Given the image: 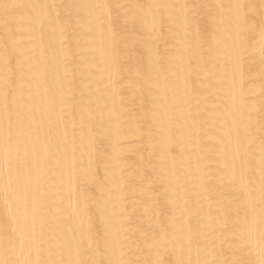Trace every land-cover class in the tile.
I'll return each instance as SVG.
<instances>
[{"label":"bare ground","instance_id":"1","mask_svg":"<svg viewBox=\"0 0 264 264\" xmlns=\"http://www.w3.org/2000/svg\"><path fill=\"white\" fill-rule=\"evenodd\" d=\"M5 0H0V3ZM16 3H36L45 0H7ZM58 5L72 0H46ZM88 4H109L107 11L94 10L103 16L102 31L90 32L82 27L64 44L70 51V67L75 73L73 92L67 103H55L54 115L49 122L45 109L58 91L63 78L61 35L55 25L42 32L33 31L21 22L15 33L16 54L11 67L23 75L24 111L33 121L32 142L21 145L18 167H25L29 175L23 181L19 199L4 196L7 177L0 174V258L6 255L4 245L15 240V254L11 259L23 260L18 230L24 221V195L31 204H38L36 217V244L43 248V258L76 259L75 243L87 231L89 222L93 237H103L109 226V239L114 245L111 259L133 264H172L173 237L169 221L173 217L185 219L209 204L215 212L218 202L227 204L242 193L231 180L233 165L237 175L241 162L234 159L235 138L231 143L225 136L226 127L232 126L234 85L242 84L245 100V123L255 137L252 151L260 154V126L264 118V55L261 54L259 21L257 15L233 8V5L259 3V0H79ZM176 5L168 9L165 21L158 24L153 37L137 19L147 12L149 4ZM189 5L187 12L181 5ZM116 5H123L117 8ZM138 6H145L141 9ZM164 11V10H162ZM110 12V16H109ZM167 14L174 19L169 21ZM17 19L23 10L14 12ZM185 15L189 20L185 36ZM242 17L237 19V17ZM255 22V31L248 25ZM75 23V21H74ZM117 34L116 54L128 69L119 75L110 74L111 49L108 47L109 30ZM4 30L0 26V50ZM79 45L81 46H78ZM159 61V63H157ZM83 63V70L81 64ZM151 75L154 87L150 90L137 82L135 69ZM6 69L0 61V86ZM82 105H88L95 115V131L100 124L108 125V113L113 109L129 119L132 126H142L143 134L129 136L121 141L122 160L115 168V179L123 174L127 181L136 168L143 167V181L153 184V192L142 195L126 189L123 202L125 227L121 229V203L111 177L106 178L104 161L111 154V145L101 135L95 145L89 144L88 127L81 130ZM238 107V104H237ZM30 109V112H29ZM63 109V124L60 123ZM191 112L199 138H189L191 123L185 117ZM103 114V115H102ZM171 121V122H170ZM65 131L68 135L65 137ZM242 136L244 130L242 129ZM47 142L46 158L42 151ZM247 144V141H242ZM94 153V155H92ZM43 159V167H37ZM255 163V161H253ZM166 168L167 177L161 172ZM175 171V178L173 177ZM171 179V183L169 182ZM259 177L257 175V182ZM103 185V191H101ZM11 203V212L9 211ZM259 214L260 206L255 209ZM242 215V214H241ZM233 215V222L236 221ZM15 221V222H14ZM179 223V222H178ZM192 223H195L193 217ZM31 226V221H29ZM163 229H168L166 239ZM230 235V234H229ZM219 242V241H218ZM87 247V240L84 241ZM94 247V245H93ZM27 251V249H25ZM103 251V249H102ZM51 253V257L49 256ZM105 258V257H101ZM195 258V257H193ZM226 258H239L258 264L259 248L252 251H227Z\"/></svg>","mask_w":264,"mask_h":264},{"label":"snow or ice","instance_id":"2","mask_svg":"<svg viewBox=\"0 0 264 264\" xmlns=\"http://www.w3.org/2000/svg\"><path fill=\"white\" fill-rule=\"evenodd\" d=\"M111 7L109 4H88L79 2V0H72V2L63 5L48 3L46 0L45 2L36 3H11L5 0V2L0 3V26L4 30L0 61H2L6 69L2 86H0V174L7 177L4 182L6 202L10 198L13 200L19 199L20 191L23 190V181L29 175V171L25 167H18L17 160L20 158L18 154L20 153L21 145H25V156L28 154L27 145L32 142L33 127V121L29 119L24 111L22 92L23 75L22 73L20 74V80L18 81L17 73L11 67V62L14 57L17 60V65L20 66V57L16 54L18 45L16 44L15 33L13 31L14 26L16 29H19L21 22H24L31 30L42 32L46 27L55 25L56 29L60 32L62 38L61 56L63 57V78L59 82L58 91L49 93L45 89L46 94L51 97L48 107L45 109L49 122H51V117L55 114V103L57 100L61 105L67 103L66 97L72 94L75 81V73L69 63L71 59L70 51L65 50L63 47L64 44L71 40L73 34L82 27H87L90 32H100L103 35V16L94 14V10L107 11ZM116 7L122 8L124 6L116 5ZM138 7L143 9L145 6ZM146 7L147 12L142 13L137 19L141 21L143 29L151 32L154 37L157 25H162L165 21L167 10L177 6L157 3L149 4ZM179 7H182L185 12L189 9V5L187 4ZM232 7L240 11L247 9L244 17H247L248 14H258L260 18L259 36L261 54L264 55V0H259L258 4H236ZM16 10H23L24 12V15L19 19L14 15ZM241 18L239 16L237 17V19ZM167 19L172 21L174 18L170 14H167ZM184 19L185 36H187L189 26L187 15H185ZM255 29V22L248 25L249 31H255ZM116 41L117 34L110 29L107 37L108 47L111 49L112 54L110 74L114 73L119 75L121 71L130 69L117 56ZM78 46L81 45L78 43ZM81 69L83 70V63L81 64ZM135 76L137 82L141 83L142 87L149 90L154 87L151 75H146L142 68L137 67L135 69ZM244 106L243 86L242 84L239 86L234 85L233 108L235 109V114L230 113L233 123L230 128L226 127L224 134L229 138V143H231L233 137L235 138L234 159L241 162V167L240 173L237 175L235 166L233 165L230 180L234 185H238L237 192L242 193L243 198L238 195L227 204L218 202L215 212L213 211L212 205L209 204L206 212L201 209L196 213L190 214L187 219L183 216L179 218L173 217L169 221V226L172 229L171 235L174 241L172 252L175 259L172 261V264H250V262L239 258L227 259L226 252L252 251L253 246L259 248L260 259L258 264H264V118H262L260 126V154L257 159L252 151L255 137L251 134L250 126L245 123ZM81 111L85 114L81 117V130L83 134V128L87 125L89 144L94 146L96 136L101 135L111 145V154L104 161V169L106 178H112L118 192V199L121 203V229L123 230L125 227L123 223L125 219L123 202L126 197V189L132 193L138 190L142 195H149L153 192V184L151 182L147 184L141 183L139 188L134 183L137 177L143 181L145 176L143 167L138 166L136 171L130 174L127 181L123 174L120 175L118 181L115 179V168L122 160L121 141L129 136L142 135V126H132L128 122L131 118H126L123 114L117 113L113 109L107 114V127H104L101 122V131L97 133L93 124L95 115L91 108L88 105H82ZM59 121L63 124V109H61ZM185 121L186 126L188 123H191L193 126L188 129L189 138L198 139L200 129L196 128L195 136H193V128L196 121L192 117L191 112L185 117ZM242 129L244 130L243 136ZM67 135L68 133L65 131V137ZM244 140L247 141V144L242 142ZM42 151L46 158L48 151L47 142H45ZM37 167H43V159L38 161ZM161 172L167 177L166 168L162 167ZM257 175L259 177L258 182ZM172 178H175V171H173ZM169 182L171 183V179ZM100 187L101 191H103V185ZM257 203L260 206L259 214L255 211ZM23 207L24 221L19 227L18 238L21 255L24 258L23 260H14L7 257V253L15 254L16 242L15 240H9L4 245L6 255L4 258H0V264H133V262L124 261L123 259L114 260L108 258L112 254L114 247L122 245L120 242L114 245L113 241L109 239L110 231L108 225L105 226L103 237L94 238L90 222L87 231L81 233L80 241L74 245L76 259L71 258V252H69L68 258H64L63 253L60 251L56 253L57 258L55 259L43 258L44 250L36 244L35 222L39 207L33 201L31 210L29 211L26 192ZM9 211L11 212V203H9ZM233 215L237 218L235 222L232 220ZM193 217L195 218L194 224L192 223ZM29 221H31V226H29ZM163 232L165 235L162 239H166L168 229H163ZM85 239L87 240V247H84ZM49 256L51 257V253H49ZM144 264H149V262L145 261ZM155 264H160V262L157 261Z\"/></svg>","mask_w":264,"mask_h":264}]
</instances>
